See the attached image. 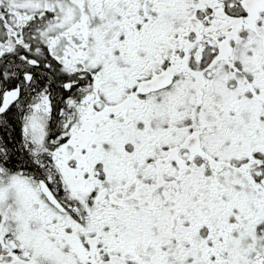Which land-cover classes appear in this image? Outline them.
Instances as JSON below:
<instances>
[{"label": "snow or ice", "instance_id": "obj_1", "mask_svg": "<svg viewBox=\"0 0 264 264\" xmlns=\"http://www.w3.org/2000/svg\"><path fill=\"white\" fill-rule=\"evenodd\" d=\"M0 264H264V0H0Z\"/></svg>", "mask_w": 264, "mask_h": 264}]
</instances>
